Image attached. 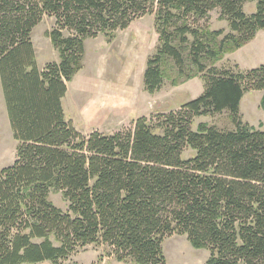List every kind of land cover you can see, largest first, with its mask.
<instances>
[{"label":"trees","instance_id":"16d2710c","mask_svg":"<svg viewBox=\"0 0 264 264\" xmlns=\"http://www.w3.org/2000/svg\"><path fill=\"white\" fill-rule=\"evenodd\" d=\"M213 10L227 34L205 27ZM145 15L158 45L144 91L161 89L170 62L172 85L199 76L202 94L112 134L77 132L61 100L82 69L84 41L110 42ZM44 17L54 20L48 37L59 60L39 70L31 33ZM259 31L264 0H0V88L17 143L12 165L0 168V264H62L88 246L117 263L165 264L161 246L173 235L207 250L205 264H264V132L239 113L248 92L262 93L264 111V65L215 67ZM222 113L234 130L192 131L195 118ZM186 148L195 156L183 160Z\"/></svg>","mask_w":264,"mask_h":264},{"label":"rangeland","instance_id":"374dc122","mask_svg":"<svg viewBox=\"0 0 264 264\" xmlns=\"http://www.w3.org/2000/svg\"><path fill=\"white\" fill-rule=\"evenodd\" d=\"M255 10L253 2L243 6L245 15H252ZM153 22V15H145L133 21L127 29L117 31L110 42L101 35L84 41L86 69L82 75L75 77L69 86L68 96L63 101L65 121L70 122L77 132L83 135L92 131L112 134L129 128L140 117L149 118L158 113L174 111L202 94L204 84L199 76L195 77L196 80L178 78L180 82L176 86L172 85L171 80L177 78V75L170 62L163 67L168 79L164 80L161 89L153 95L144 91L143 68L145 69L147 59L155 53L158 45ZM202 23L201 25L204 24ZM204 25L210 31L223 30L225 34L229 32L227 24L219 20L218 10L208 14ZM53 26L54 20L44 17L31 33L39 70L47 63H57L59 60L48 37ZM241 48L233 56L234 52L225 54L215 66L245 72L264 65V31H259L252 47ZM186 82L191 83L186 87H179ZM260 97L261 92L246 93L241 113L244 121L254 127L258 126L255 129L264 132V111L259 106ZM201 123L220 131L234 130L226 113L195 118L192 131ZM16 145L0 92V168L12 165ZM194 156L195 152L186 148L181 159L188 160ZM49 201L56 208L66 211L67 205L60 193L51 192ZM161 247L165 264H205L208 258L207 250L192 248L184 236L168 237ZM105 252L102 247L88 246L78 250L62 264H124L107 257Z\"/></svg>","mask_w":264,"mask_h":264},{"label":"crops","instance_id":"0c3cea01","mask_svg":"<svg viewBox=\"0 0 264 264\" xmlns=\"http://www.w3.org/2000/svg\"><path fill=\"white\" fill-rule=\"evenodd\" d=\"M259 33V32H258ZM258 33L255 35V37L253 38V40H251L249 43H247V45H245V46H243L242 48H241V50L242 49H249L248 47H252V45L254 44V41H255V38L257 37V35H258ZM258 39V38H257ZM250 49H252V48H250ZM240 50V51H241ZM239 51V50H238ZM238 51H236V52H234L233 54H232V56L234 55V54H236V53H238ZM250 51V50H249ZM35 57H36V55H35ZM85 58H86V55H85V50H84V57H83V67H82V69L77 73V74H75L74 75V77L72 78V80L69 82V83H67V92H66V94H65V96H64V98L61 100V104H62V109H63V113H64V106H63V101L66 99V97L68 96V90H69V86H70V84L73 82V80L75 79V77L77 78V77H79V75L81 74H83L84 73V71H85V69H86V64L84 63V61H85ZM216 67V66H215ZM144 68H143V73H144ZM143 73H142V78H143ZM95 74H97V70L95 69ZM197 78H195L194 80H196ZM194 80H191V82L192 81H194ZM191 82H186V83H183V84H181L179 87H186V85L188 84V83H191ZM1 89V88H0ZM0 92H1V90H0ZM1 96H2V93H1ZM245 96V95H244ZM244 96H243V98H244ZM261 97H262V93H261ZM261 97H260V99H259V103H260V100H261ZM241 99V101H240V105H239V113H240V116H241V118L243 119V114L241 113V106H243L242 104L243 103H245L244 101H245V99ZM3 99V98H2ZM3 104H4V102H3ZM4 108H5V106H4ZM163 113V112H162ZM5 114H6V112H5ZM7 117V116H6ZM241 119V120H242ZM243 123H245V124H247L249 127H252V128H258V126L257 127H254V126H252V125H249V123H247L246 121H244V119H243Z\"/></svg>","mask_w":264,"mask_h":264}]
</instances>
